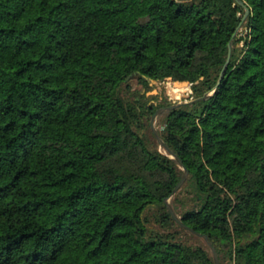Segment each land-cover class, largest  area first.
I'll return each mask as SVG.
<instances>
[{
    "label": "trees",
    "instance_id": "16d2710c",
    "mask_svg": "<svg viewBox=\"0 0 264 264\" xmlns=\"http://www.w3.org/2000/svg\"><path fill=\"white\" fill-rule=\"evenodd\" d=\"M241 1L216 88L235 0H0V264H214L189 229L264 264V0ZM169 77L194 100L157 119L183 226L144 132Z\"/></svg>",
    "mask_w": 264,
    "mask_h": 264
},
{
    "label": "rangeland",
    "instance_id": "374dc122",
    "mask_svg": "<svg viewBox=\"0 0 264 264\" xmlns=\"http://www.w3.org/2000/svg\"><path fill=\"white\" fill-rule=\"evenodd\" d=\"M244 22L243 17H242V22L240 24V27L237 31V33L234 36V42L237 44V46H241L243 44V40L242 38L245 36L244 35V27L242 26V23ZM172 82H176L173 77H169L164 81L161 82H152L149 86V104L152 106H157V102L161 101V99H164L166 101L171 102V104H177L179 102H184V101H189L192 98V91H191V84L184 81L187 84V90L185 92H183L182 94H179L178 92H175L172 87L170 86V83ZM129 85L131 88L132 92H138V91H142L143 90V86L141 84H139L136 80V78H132L129 80ZM130 91V92H131ZM157 98V100L155 99ZM157 115L154 118V127L155 129L158 131V133L160 134V126H158L157 123V119H158ZM150 118L148 117V119L145 120V125L146 128L144 130L148 141L157 148V150L163 154H166L165 149L159 145L156 137L154 136L151 127H150ZM171 158V156H169ZM172 200L173 198L170 197L167 201L169 206L172 208ZM173 210V208H172ZM174 212V210H173ZM174 214L176 215V217L179 219V216L174 212ZM183 238L185 240H187L188 242L192 243L194 241V238H191L190 236H188L187 234H183Z\"/></svg>",
    "mask_w": 264,
    "mask_h": 264
},
{
    "label": "water",
    "instance_id": "95a60500",
    "mask_svg": "<svg viewBox=\"0 0 264 264\" xmlns=\"http://www.w3.org/2000/svg\"><path fill=\"white\" fill-rule=\"evenodd\" d=\"M239 5L241 6H244L245 7V14L243 16V20L246 18L247 16V13H248V9L246 8L245 4L243 1L241 0H235ZM240 27V24L239 26L236 28V30L234 31V33L232 34V38L231 40L229 41L228 43V54H227V58H226V61L222 67V70L220 72V75H219V79H218V82H217V85H216V88L219 86L221 80L223 79L224 75H225V71H226V68L228 66V63H229V60H230V55H231V43H232V39L234 38L235 34L237 33L238 29ZM206 96H208V93L205 94L203 97H201L200 99H203L205 98ZM194 102V100L191 98L189 101H184V102H179L177 104H172V105H169V106H161V107H158L156 109V111L154 112V114L152 116H150V127H151V130L154 134V136L156 137L158 143L160 146H162L166 152L171 156L172 159H174L176 161V163L178 164V166L180 167V169L183 171L182 173V176L179 180V182L176 184V186L173 188V190L171 191L170 193V197H172L178 190L179 188L183 185L186 177H187V174H188V171L187 169L184 167L182 161L180 160V158H178L177 156H175L171 151L170 149L166 146V144L164 143V141L162 140V138L160 137V134L158 133V131L155 129L154 127V118L159 115L161 112L163 111H167V110H170V109H173V108H177L179 106H182V105H185V104H190ZM157 107V106H156ZM169 197V198H170ZM167 198L165 200L166 204H167V208L170 212V214L172 215V217L179 223L183 226V224L181 223V221L176 217V215L174 214L172 208L169 206L168 204V199ZM190 232L194 233L195 235H197L198 237H201L205 243L207 244V246L209 247V249L211 250V253H212V256H213V260H214V264H219V261H218V257H217V254H216V251H215V248L214 246L211 244V242L209 241V239L207 238L206 235L204 234H200V233H197V232H194L192 229H189Z\"/></svg>",
    "mask_w": 264,
    "mask_h": 264
}]
</instances>
